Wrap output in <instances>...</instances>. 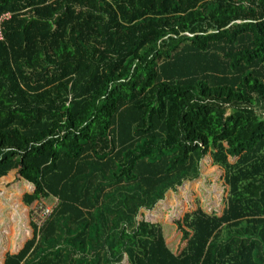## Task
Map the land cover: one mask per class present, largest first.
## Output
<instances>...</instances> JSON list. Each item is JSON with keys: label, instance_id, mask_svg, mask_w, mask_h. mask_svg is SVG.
I'll return each instance as SVG.
<instances>
[{"label": "trees", "instance_id": "16d2710c", "mask_svg": "<svg viewBox=\"0 0 264 264\" xmlns=\"http://www.w3.org/2000/svg\"><path fill=\"white\" fill-rule=\"evenodd\" d=\"M5 14L0 264H264V0ZM184 194L174 254L146 213L178 216L161 205Z\"/></svg>", "mask_w": 264, "mask_h": 264}, {"label": "rangeland", "instance_id": "374dc122", "mask_svg": "<svg viewBox=\"0 0 264 264\" xmlns=\"http://www.w3.org/2000/svg\"><path fill=\"white\" fill-rule=\"evenodd\" d=\"M10 18V14H5L1 17L0 19V26L1 23L5 20H8ZM1 37L3 38V33L0 34V39ZM258 113H262L264 114V110L258 111ZM208 181H211V179H208ZM200 186V185H199ZM196 190V189H195ZM196 195L198 197H200L201 200L206 201L207 203H210L208 197L206 196V198H203V193L197 192ZM186 195L184 194L182 199L179 198L178 196L175 197L174 199H166L164 201V203L161 205V208L166 206L165 209L167 207H171V208H175L176 206H179V214L178 216H174L172 217L171 214H169L168 212V216L167 213L165 211H163L162 209H158L160 212L158 213H146L147 217L149 218L148 220L151 221L152 223H158L163 231V235H164V239L166 242L167 247L174 253V254H179L181 252V250L183 249L184 245H185V241L182 240L181 236V232L179 231L177 225H176V221H178V219H181V215L183 212H185L187 209H194V207H196V205L193 203L192 207L190 206V208H183V201L185 200ZM196 197V196H194ZM212 198L215 200V202L217 203V197L215 196V194H212ZM193 201V197L190 198ZM170 201V202H169ZM198 201V199H197ZM46 199L40 200L38 206H45L44 204L47 205L46 208V214L51 215L52 211H53V207L55 206V200H54V204L48 205ZM168 202V203H167ZM184 203H186L184 201ZM164 209V210H165ZM171 210V209H170ZM166 213L165 216H162V213ZM40 214H38L39 217ZM145 217V216H144Z\"/></svg>", "mask_w": 264, "mask_h": 264}, {"label": "built area", "instance_id": "2783aa9c", "mask_svg": "<svg viewBox=\"0 0 264 264\" xmlns=\"http://www.w3.org/2000/svg\"><path fill=\"white\" fill-rule=\"evenodd\" d=\"M1 33H2V28L0 26V34ZM2 40H3V38L1 37L0 41H2ZM45 207L46 206H43V207L42 206H38L35 209L33 217H32V219H33V221H34V223H35V225L37 226L38 229L42 227V225L44 224L46 219L49 217L48 214H46V208ZM47 208H49V207H47ZM38 214H40L39 217H38Z\"/></svg>", "mask_w": 264, "mask_h": 264}]
</instances>
